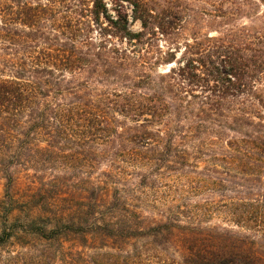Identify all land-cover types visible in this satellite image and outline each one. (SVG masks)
<instances>
[{
	"label": "trees",
	"instance_id": "trees-1",
	"mask_svg": "<svg viewBox=\"0 0 264 264\" xmlns=\"http://www.w3.org/2000/svg\"><path fill=\"white\" fill-rule=\"evenodd\" d=\"M0 186V264H264V0H0Z\"/></svg>",
	"mask_w": 264,
	"mask_h": 264
},
{
	"label": "rangeland",
	"instance_id": "rangeland-1",
	"mask_svg": "<svg viewBox=\"0 0 264 264\" xmlns=\"http://www.w3.org/2000/svg\"><path fill=\"white\" fill-rule=\"evenodd\" d=\"M188 1H190L193 5H197V4H203V0H188ZM193 28V26L192 25H190L189 27H188V29L190 30V29H192ZM135 29H136V27H135ZM201 30H202V32H203V26H202V28H201ZM177 56H179V55H177ZM0 190H1V186H0ZM191 198V200H190V202L193 204V205H195V204H197V203H200V204H202L203 203V193L202 194H198V195H193V196H191L190 197ZM224 222L223 221H221L220 219H214L213 220V224H223ZM259 244H264V241H261L260 240V242H258Z\"/></svg>",
	"mask_w": 264,
	"mask_h": 264
}]
</instances>
